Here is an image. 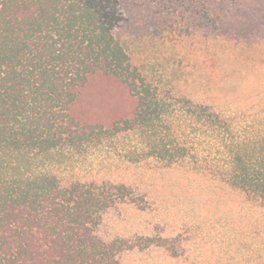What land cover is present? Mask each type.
<instances>
[{
    "label": "trees",
    "instance_id": "1",
    "mask_svg": "<svg viewBox=\"0 0 264 264\" xmlns=\"http://www.w3.org/2000/svg\"><path fill=\"white\" fill-rule=\"evenodd\" d=\"M123 4L0 0V264H121L122 252L155 241H109L98 233L103 211L132 199L125 184L64 185L45 169L60 148L132 129L162 159L187 155L172 133L169 104L116 35L127 18ZM188 102V117H215L208 106ZM224 145L233 159L232 183L264 205V128Z\"/></svg>",
    "mask_w": 264,
    "mask_h": 264
},
{
    "label": "rangeland",
    "instance_id": "2",
    "mask_svg": "<svg viewBox=\"0 0 264 264\" xmlns=\"http://www.w3.org/2000/svg\"><path fill=\"white\" fill-rule=\"evenodd\" d=\"M122 1L127 18L116 35L169 104L187 155L162 159L132 129L60 148L45 169L64 185L128 186L132 199L104 210L98 233L155 241L122 252L121 264H264V205L232 183L224 145L264 128V4ZM188 100L215 117H188Z\"/></svg>",
    "mask_w": 264,
    "mask_h": 264
}]
</instances>
